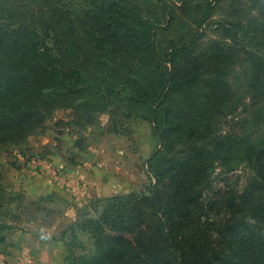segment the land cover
Returning <instances> with one entry per match:
<instances>
[{
	"label": "trees",
	"instance_id": "trees-1",
	"mask_svg": "<svg viewBox=\"0 0 264 264\" xmlns=\"http://www.w3.org/2000/svg\"><path fill=\"white\" fill-rule=\"evenodd\" d=\"M246 96L264 125V0H0V143L78 97L114 129L146 107L158 140L148 187L78 210L94 246L73 264H264V133L215 126ZM229 157L253 170L241 188L213 184Z\"/></svg>",
	"mask_w": 264,
	"mask_h": 264
},
{
	"label": "rangeland",
	"instance_id": "rangeland-1",
	"mask_svg": "<svg viewBox=\"0 0 264 264\" xmlns=\"http://www.w3.org/2000/svg\"><path fill=\"white\" fill-rule=\"evenodd\" d=\"M141 1L148 7L154 4V0ZM236 69L239 74L230 76L231 93L235 99H243L244 74L239 65ZM245 99L247 107L238 104L231 116L229 114L216 123L217 131L224 129L251 139L263 135L264 125L253 119V106L248 105L247 96ZM80 100L79 97L65 100V105L56 106L20 141L0 143V184L4 187L0 192V224L4 225L0 232L14 230L10 222L16 220L15 216L19 215L18 221H22L21 214L30 208H39L43 203H47L44 208L64 215L72 214V218H65L57 234L63 239L58 248L62 261L47 259L42 264H73L71 257L88 255L93 249L89 232L76 229L74 236L71 230L78 210L94 216L102 208V201L95 202L98 196L87 195L86 191L101 187V197H104L143 190L151 182L146 161L158 140L147 108L134 105L131 115L122 117L115 130L107 110H88L83 104L77 105ZM115 103L122 107L121 99ZM109 105L111 107L113 102ZM215 165V186L241 188L253 172L246 162H237L235 157H229L226 164ZM26 176L36 178L38 182L27 179L30 183H22ZM30 194L36 196L31 198ZM77 197H85L86 203L76 206ZM16 227L24 229L20 225ZM17 235L21 240L25 239V232L19 231ZM13 260L0 248V264H15Z\"/></svg>",
	"mask_w": 264,
	"mask_h": 264
},
{
	"label": "crops",
	"instance_id": "crops-1",
	"mask_svg": "<svg viewBox=\"0 0 264 264\" xmlns=\"http://www.w3.org/2000/svg\"><path fill=\"white\" fill-rule=\"evenodd\" d=\"M27 179L38 182L36 178H27V176L23 178L21 182H26V184L30 183V181H26ZM96 188L86 191L85 194L93 197L94 195L101 197L103 194L101 187ZM94 192L96 194H94ZM30 196L33 198L32 196L36 195L30 194ZM84 198L85 197H77V199H75V205L81 206L86 203ZM44 204L47 205V203L41 205L43 208H30L27 213L21 214L22 221H18L20 219L19 215H17L18 218L15 216L16 220L10 222V224H13L12 229L14 230H3L0 232V248L4 249V253L7 254L9 258L14 259L13 261L15 264H42L47 259L55 262L59 260L60 262L62 261L58 253V248L63 239L61 236L58 237L57 234L59 228L64 225L66 219L70 216L72 218V214L67 212L64 215L63 212L52 211L49 207L44 208ZM73 214L75 213L73 212ZM16 225H18V227L20 225V227L24 229H18ZM19 231L25 232L23 237L25 238L24 240H21L20 236L17 235ZM52 234H54V236Z\"/></svg>",
	"mask_w": 264,
	"mask_h": 264
}]
</instances>
